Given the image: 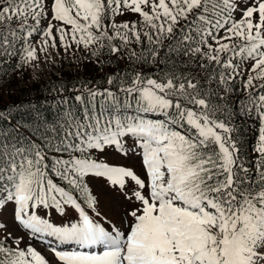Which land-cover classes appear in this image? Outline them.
<instances>
[{"label":"snow or ice","instance_id":"snow-or-ice-1","mask_svg":"<svg viewBox=\"0 0 264 264\" xmlns=\"http://www.w3.org/2000/svg\"><path fill=\"white\" fill-rule=\"evenodd\" d=\"M60 59L123 67L52 119L0 110V264H264V0H0V77Z\"/></svg>","mask_w":264,"mask_h":264},{"label":"rangeland","instance_id":"rangeland-1","mask_svg":"<svg viewBox=\"0 0 264 264\" xmlns=\"http://www.w3.org/2000/svg\"><path fill=\"white\" fill-rule=\"evenodd\" d=\"M118 67L122 68V65L117 66L115 63L108 65H99L86 60H79L78 62L72 61L71 59H60L55 64L47 66L46 71L41 75L39 81H33L32 72L30 69H25L22 72L12 74L9 73L5 76L3 86L0 87V100L6 104L10 102L13 97L19 96L22 93H26L33 89L32 86L37 84H46L47 82L52 83L56 77L62 75H69L70 79L79 82L77 88H81L87 84L89 87L93 85L104 86L106 74L111 75L114 71L118 70ZM257 126V125H256ZM257 132V128H256ZM257 136V133H256ZM129 143L131 141L129 140ZM102 159L108 160L110 163H125L133 165L136 168L140 167V161L138 157H132L130 159H124L112 150H106L105 153L101 154ZM94 191L98 195L101 204V210L109 215H112L118 219L119 211L117 198L102 182H98L95 186ZM3 219L7 220L12 225V212L11 208H8L2 213ZM57 219H59L57 217ZM12 227H15L12 225ZM22 230L21 234H24ZM32 243L39 250L43 251L42 245L33 240Z\"/></svg>","mask_w":264,"mask_h":264},{"label":"trees","instance_id":"trees-1","mask_svg":"<svg viewBox=\"0 0 264 264\" xmlns=\"http://www.w3.org/2000/svg\"><path fill=\"white\" fill-rule=\"evenodd\" d=\"M5 76L6 75L0 77V87L3 86L2 83ZM61 85L65 86L66 89H71L74 87L77 88L81 84L71 80L69 75L65 74L56 77L52 83L47 82L46 84L32 86V91L26 90L29 92H24L19 96L13 97V99L6 104L0 100V110H5L6 108L11 110L14 113L15 120H31L37 112L52 119L57 111L58 101L61 98V94L53 92V88H59ZM63 95L69 97L70 103L77 111L80 110L79 102L71 99L72 93L65 91ZM60 107H63V105H60ZM13 122L14 120L10 117L8 121L0 124V127H8ZM235 124L237 127L235 138L239 141L242 155L248 158L250 151L255 146V136H251V132L254 126L256 130L257 124L253 119L243 117H237L235 119Z\"/></svg>","mask_w":264,"mask_h":264}]
</instances>
